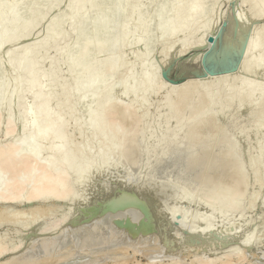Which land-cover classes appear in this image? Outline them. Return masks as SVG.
Wrapping results in <instances>:
<instances>
[{
  "label": "bare ground",
  "instance_id": "obj_1",
  "mask_svg": "<svg viewBox=\"0 0 264 264\" xmlns=\"http://www.w3.org/2000/svg\"><path fill=\"white\" fill-rule=\"evenodd\" d=\"M105 1L95 0L94 7L93 4L88 6L81 0L67 1L71 9L58 15L61 24L69 21L76 25L67 34L60 28L57 30L53 40L56 44L65 42L60 48H56L55 55L44 62L45 67L39 70V64L43 62H27L29 54L33 52L30 48L24 49L15 62L6 63L18 51V32L33 40L34 34L30 25L19 28V14L24 9L25 0L21 3L15 1L16 4L14 0H0V12L9 10L8 14L0 13V25L8 18L9 13L15 15L8 26L10 34L5 39L0 37V68L3 69L0 72V133L4 131L6 134L0 140V216L7 215L12 207L23 200L32 203L37 212L45 209L48 213L54 212L61 202H69L58 218L35 231L27 232L33 240L25 250L19 251L23 237L13 244L0 240V264H140L134 259V254L127 255L122 249L114 248L118 241L129 243L137 234L147 236L155 242L153 251L159 261L157 258L154 261L155 255L152 253L154 256L149 254L151 257L148 258L150 264H179L177 261L180 255L187 253L183 248L188 244L196 246V251L197 247L202 249L200 252L194 249V254L190 253V261L183 264H264V232L254 230L248 235L239 236L234 232L235 235L218 238L219 233L215 226L226 223L241 208L248 182V165L244 161V149L243 153L238 150L241 133H233V124L228 123L219 110L209 111L204 119L193 124L187 132L183 130V125L191 122L190 109L198 104L200 90L197 87L184 94V99L193 96L188 103L181 99L176 102L178 90L183 85L170 92L164 100L165 104L174 102L176 106L178 103L182 107L175 115L164 118L165 123H171L175 117L178 118L177 136L185 140L187 145L173 166L169 167L170 163L166 162L171 154L180 152L176 150L177 147L160 158L152 155L154 160L151 162L145 161L146 155L151 151L143 142L145 126H141L140 114L131 103L134 95H114L118 85L113 86L107 82L99 83L90 92L87 108H94L100 113V123L95 127L94 134L104 140H114V147L113 144L106 147V151L114 154V157L106 164L94 162L97 169H100H96L98 174L102 169L101 177L95 173L96 176L92 178L91 174H86L78 166L71 164L73 156L77 158L79 155L68 149V133H62L60 129L65 119L73 113L75 105L72 102L66 107H49V87L61 84L60 94L63 97L71 90L78 92L76 99L87 96L85 87L95 82L94 72L102 62L105 63V71L110 72L127 57L135 60L140 52L150 55L149 47L161 38L168 39L173 34L181 33L214 0H208L203 7L199 4L200 0H192L183 7L175 21L169 16L174 0H169L155 21L147 17L152 15L151 6L156 5L159 0H149L150 7L139 10L133 5L138 0H115V7L111 10L103 8ZM244 1L248 14L264 18V0ZM48 3L49 0H39L35 8L30 6L26 10L25 17L37 18L36 11H42ZM99 13L101 16L95 22L82 23L87 16ZM152 19L153 24L156 23L154 35L142 39L136 34L132 40L126 41L125 35L130 21L133 23L136 20L137 28L141 29L148 26ZM51 20L49 18L45 21L46 32ZM119 21L122 24L112 46L103 48L99 41L91 43L90 37L99 36L112 22ZM225 21L222 36L224 41L252 32L248 16L243 11L227 14ZM192 35L198 37L197 30ZM261 40H264V32L259 40L248 38L244 43V52H251L245 67L256 73L264 68V59L261 57L264 47H261ZM7 44L11 45V51L3 55L2 47ZM90 48H97L99 51L91 59L86 56ZM128 48L132 52L125 56L124 52ZM44 49H47L46 45ZM61 50L72 56L78 50L84 51L81 59L89 60L86 69L77 72L66 82L49 78L46 71L54 65L70 63L60 58ZM140 64L143 65V62ZM191 64L197 69L201 63L194 60ZM19 69L23 71V75L11 81L17 86L9 90V83H3V75ZM132 72L133 69L126 70L120 75V81L126 80ZM142 76L145 77L146 74L143 73ZM160 78L161 74L149 76L147 90L159 84ZM20 85L26 87L31 101L39 104L37 109L22 104ZM121 85H124L123 82ZM257 88V83L239 79L234 92L246 89L253 93ZM252 99V117L258 123L264 122L263 92L258 91ZM59 112L62 116H59ZM237 114H243L241 107ZM225 128L228 130L227 134L232 129L231 135L229 133L231 139L230 136L227 138L223 135ZM213 133V142H206L207 137ZM222 149L224 150L221 151ZM155 162L156 166L159 164V169L143 172L147 171L146 166L152 165L149 163ZM168 169L171 170L167 171ZM86 192H90V197ZM121 201H130L135 208L144 210L148 214L149 223L138 231L132 229L133 226L123 225L121 219L112 216V212L107 209L112 203L118 204ZM196 205L201 210L218 213L213 223H206L208 216L205 213H186ZM134 222L131 220L129 224L133 225ZM39 233L42 235L38 240L36 237ZM235 253L238 257L236 260ZM161 256L169 258L163 261ZM175 257H178L177 261ZM247 257L250 258L247 260ZM102 259L107 261L102 262Z\"/></svg>",
  "mask_w": 264,
  "mask_h": 264
},
{
  "label": "rangeland",
  "instance_id": "obj_2",
  "mask_svg": "<svg viewBox=\"0 0 264 264\" xmlns=\"http://www.w3.org/2000/svg\"><path fill=\"white\" fill-rule=\"evenodd\" d=\"M67 1L68 0H49V5L46 8L42 9V11L38 10L39 12L36 11V15L38 16L34 19H27L25 14L30 6H34L35 8L39 0H30V3L25 1V3L27 2V8L21 10L23 13L20 12L21 14H19V28L22 29L28 25L32 26L34 40L23 35L21 32H18V51L13 54L6 63L15 62L24 49L30 48L33 49V52L29 54L27 62L41 61L43 63L39 64V70H42L45 67L44 62L50 60L55 55L56 48H60L65 42L61 41L60 44H56L53 40V35L59 30V28L62 29L61 31L64 34H67L76 25L69 21L61 24L58 15L71 9V6ZM81 1L88 6L93 4L94 7L95 0ZM114 1L115 0H106L103 4V8L106 10L113 9L115 7ZM148 1L149 0H138L133 5L136 10H139L144 7H150ZM164 1L165 3L162 4L161 2ZM191 1L192 0H174L173 7L169 14L171 20L175 21L183 7ZM207 1L208 0H200L199 4L203 7ZM168 2L169 0H159L156 5L151 6L152 15L148 16L147 19L153 18L155 21L156 18L157 20L160 10ZM116 5L118 6V4ZM247 10L248 7L244 0H214L209 8L196 17L194 22L188 23L181 33L173 34L168 39L161 38L156 44L149 47L150 55H144L140 52L135 57V60L127 57L123 63L115 65L110 72L105 71V63L102 62L94 72L96 77L94 78L95 82H92L89 85L87 84L85 87L87 96L80 99H76L78 92L73 90L63 97L60 94L61 84L49 87V107H66L72 102L75 105L73 113L65 119L64 125L60 129V132L68 133V149L77 156L79 155L77 158H74L76 157L75 155L73 156L71 164L78 166L80 170L84 171V173L91 174V177L93 178L95 173H97V176H100L102 173L101 169V173L98 174V171H96L97 166L94 165V162L99 161V164H106L114 157V154L106 151V147L109 148L110 145L114 143V140H104L96 137L94 134L95 127L100 123V113L94 108H87L90 102V92L97 88L99 83L104 84L107 82L113 86L118 85V89L114 95L121 93L134 95L131 103L140 114V124L141 126H145L143 142L147 144L151 151L146 155L145 161L151 162L154 160L152 155H156L160 158V156L170 152L174 147H177L176 150H179L180 152H176L177 154H171L166 162L170 163L169 167L173 166L178 161L180 155L186 150L187 145L185 144V140L183 141L177 136L179 125L178 118L175 117V120L173 119L171 123H165L164 118L170 117V115H175L182 107H180L178 103L176 106L174 102L165 104L164 100L170 92L177 89L178 86L183 85V87L178 90L176 95L178 98L176 99V102L181 99L182 102L186 103L185 101H187L188 103L189 101H192L193 96L189 99H184V94L187 90L197 87L200 90V93L197 96L198 104L197 107L190 109L189 112L192 115L191 122L185 123L183 125V130L187 132L193 127V124L204 119L209 111L219 110L223 116L226 117L227 122L233 124V133H237V135L241 133L240 147L238 150L240 149L241 153H243L242 150L244 149V161L248 165V182L241 208L236 214L231 215L226 220V223H221L215 226L219 233L218 238L233 235L234 232L238 236L248 235L254 232V230L264 232V122L261 121L262 123H258L251 114L254 110L252 97L255 96L258 91L263 92L264 96V68L259 73L254 72L250 68H246L245 64L250 59L251 52H244V43L248 38L253 41L261 38V35L264 32V18H256L254 15L248 14ZM237 11H243L247 14L252 32L251 34L243 33L239 38L231 37L224 41L222 40V36L225 31L226 15L229 13L234 14ZM8 12L9 10L0 13L8 14ZM9 14L8 18L0 25V37L2 39L7 38L10 34L8 26L13 21L15 15L12 13ZM94 16L100 17L101 14L87 16L82 20V23L90 24L89 19ZM49 18L52 20L49 30L46 32L44 30V25L45 21ZM153 19L148 26L141 29L137 28L136 20L133 23L130 21V26L125 35L126 41L129 42L132 40L136 34H139L142 39L154 35L156 33V23L153 24ZM121 24L122 21L112 22L99 36L90 37L91 43L99 41L103 48H109L114 44L113 42L118 35V30ZM194 30H197L198 37L192 35ZM209 36L214 39L210 44L206 41V38ZM81 42L82 41L80 40V43ZM260 44L261 47H264V40H261ZM44 45L47 46L46 50L44 49ZM10 51V44L2 47L3 55ZM131 52L132 49L128 48L124 52V55L128 56ZM83 53L84 51L81 52V50H78L76 54L72 56L66 51L61 50L59 54L60 58L66 62L70 61V63H62L60 66L54 65V67L46 70L47 76L49 78H58L61 82H66L72 79L77 72L88 67L89 60L81 59ZM97 54H99L97 48H90L87 51L86 56L90 58ZM261 57L264 59V49L261 52ZM194 60L201 63L197 69L194 64H191ZM141 61L143 62V65L140 64ZM164 64L166 65L164 66ZM129 69H133V72L131 73V76L122 81L124 84L122 86L119 77ZM2 71L3 69L0 68V72ZM143 73L146 74L145 77L142 76ZM4 74L3 83H9V90H13L17 84L11 81L22 76L23 71L19 69L16 71L5 72ZM156 74H161L159 84L147 90L149 76H154ZM239 79H245L257 83V90L253 93H249L246 89H242L240 92L235 93L234 88ZM21 90L22 95L20 101L22 104L30 105L34 110L37 109L39 104L31 101L24 85L21 86ZM79 91L81 92V90ZM208 99L209 102H207ZM240 107L242 108L243 114H237L238 108ZM59 116H62L61 112H59ZM226 129L227 128L223 130V135L229 138L232 129L229 130V133L231 131L230 135L229 133L227 134L228 130ZM5 135V132L1 131L0 140L4 139ZM209 137H207L208 141L206 140V142L214 140V133ZM229 139H231V136ZM223 150L224 149L221 151ZM156 163L157 162L149 163V165H152L146 166L148 167L147 171L145 169L146 172L142 171L148 173V170L150 172V170L152 171L156 168L159 169V164L156 166ZM97 170L100 169L98 168ZM170 170L171 169H168L167 171ZM109 172L110 170H108V174ZM106 174L105 171L104 176H106ZM89 193L88 197H90ZM68 205V201H63L58 205L54 212L48 213L45 209L37 212L35 209L36 207H33L32 203L28 201L23 200L18 202L16 206L10 209L7 215L0 216V240L6 244H13L16 243L20 237H23L19 251H21V249L22 251L25 250L31 240H33L27 232L30 230L35 231L38 227L58 218ZM107 209L112 212V216L120 218L123 225L133 226L132 229L136 231L145 227L150 221L148 214L142 209L135 208L134 204L130 201H121L118 204L112 203ZM186 213L207 214V224L213 223L214 217L218 214L215 212L212 213L211 211L201 210L197 208V205L195 208L193 207L186 211ZM131 220L135 221L133 225L129 224ZM41 235L42 234L39 233L36 238L39 240ZM152 240L153 239L148 238L147 236H139V234H137L134 239L129 240V243L126 242L127 245L126 243H124V245L122 242L118 241L121 244L117 242L114 248L117 250L122 249L127 255L134 254V259L139 261L140 264H150L148 258H150L151 255L153 257L156 254L153 251L155 242ZM195 248L196 246L190 244L185 245L183 250L187 251V253L180 255V257L178 256L179 262L177 261L178 257H175L174 259H176L179 264H183L186 261L189 262L190 253L194 254ZM197 248V251L195 249L196 252H200L202 249L199 247ZM155 258L159 261L156 255L154 256V261ZM160 258L162 259L163 257L161 256ZM164 258L162 260L166 261L167 257ZM184 258L185 260H183ZM237 258V254L235 253L234 259L236 260ZM249 258L250 257H247V260ZM103 261L106 262L107 259H102V262ZM115 264H119V262Z\"/></svg>",
  "mask_w": 264,
  "mask_h": 264
},
{
  "label": "water",
  "instance_id": "obj_3",
  "mask_svg": "<svg viewBox=\"0 0 264 264\" xmlns=\"http://www.w3.org/2000/svg\"><path fill=\"white\" fill-rule=\"evenodd\" d=\"M15 1H16L17 3H21V2H22V0H14V3H15V4H16ZM25 1H28V2H29L30 0H25ZM29 3H30V2H29ZM35 3H36V2H35ZM161 3L163 4V3H165V1H164V2H161ZM26 4H27V2H26L25 5H24V9L27 8ZM21 13H23V11H22ZM21 13H20V14H21ZM98 18H99L98 16H94V17H92V18L89 19V22H90V23H93V22H95ZM213 40H214V39H213V37H211V36H209V37L206 38V41H207V43H209V44L212 43Z\"/></svg>",
  "mask_w": 264,
  "mask_h": 264
}]
</instances>
